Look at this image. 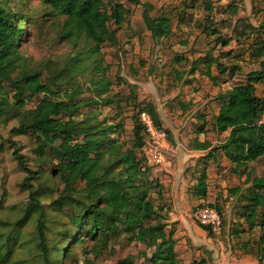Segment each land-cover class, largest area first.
<instances>
[{
    "label": "trees",
    "instance_id": "trees-1",
    "mask_svg": "<svg viewBox=\"0 0 264 264\" xmlns=\"http://www.w3.org/2000/svg\"><path fill=\"white\" fill-rule=\"evenodd\" d=\"M125 1L142 6L141 19L152 39L167 38L173 33L168 17L150 15L154 10L151 4L141 3L140 0ZM42 2L50 15L64 17L62 38L71 42L74 48L80 41L85 47L69 57L62 66L46 69L47 76L43 78L41 72L19 51L20 38L26 35L21 22L27 16L15 12L9 0H0V124L17 122L9 130L10 137H29L36 160L50 170L46 175L41 167L30 169L20 153L18 142L0 136V152L3 143L13 148L12 157L26 174L22 187L28 191V201L21 217L13 223L0 220V264H63L64 258H74V246L85 241L93 245L87 252L81 248L82 253L94 256L106 250L110 242L117 244L125 241L128 245L139 244L148 248L149 264H179L174 231L169 228V209L155 204L152 197L153 194L162 197L161 185L153 179L151 167L143 156L145 134L142 125L135 121L133 140L126 144L118 138L122 131L121 123L99 120L90 111L80 113L82 108L110 104L107 93L111 83L107 81L106 69L102 70L98 58L102 45L118 43L117 33L128 26L130 13L117 0ZM205 8L212 11L209 6ZM237 11L232 1L224 7V12L230 15H236ZM238 22L241 23V30L235 35L252 39L250 57L258 63V69L249 71L242 82L233 84L213 98L219 107L211 118L210 129L218 136L226 134L221 143L212 149L208 142L195 141L194 148L206 152L201 157L204 159H214L221 152L230 164L229 172L234 176H245L242 184L247 185L243 194L247 204L243 214L246 215L248 231L256 226L263 231L264 178L253 177L248 165L264 157V95L259 97L256 94L258 85L264 87V20L257 26L242 19ZM216 43L225 47L229 41L217 37ZM229 55L227 51L220 58ZM220 58L212 57L211 52L206 51L198 60L205 68L204 74L213 83L226 75L228 77L223 82H227L240 68L236 64L227 68ZM174 60L179 61L177 58ZM198 61L187 73L194 74L198 70L194 69ZM87 69L96 74L89 80L96 97L80 99L82 85L75 79ZM212 69L218 76H210ZM177 77L180 79L181 76ZM184 83L191 81L185 80ZM35 98H40L37 104L27 108V103ZM142 111L151 116L157 128L163 129L153 105L146 104L140 108L137 118ZM198 118L203 123L196 131L202 133L206 127L205 117L199 115ZM196 176L193 190L198 197L205 198L206 165L197 171ZM44 177L61 185L57 196L49 204L51 212L40 202V193L35 185ZM240 192V186L228 190L232 196ZM51 217L56 218L55 223ZM29 224L35 231L33 240L28 244H33L36 253L23 259L20 256L22 230ZM201 228L210 234L208 227ZM48 233L56 238L49 239ZM261 243H264V231ZM116 264L135 263L127 257Z\"/></svg>",
    "mask_w": 264,
    "mask_h": 264
},
{
    "label": "rangeland",
    "instance_id": "rangeland-1",
    "mask_svg": "<svg viewBox=\"0 0 264 264\" xmlns=\"http://www.w3.org/2000/svg\"><path fill=\"white\" fill-rule=\"evenodd\" d=\"M117 1L122 2L130 13L128 26L118 31L116 45L101 46L98 58L102 70L106 69L107 81L111 83L107 93L111 102L109 105L101 103L82 108L80 113L90 111L99 120L121 123L122 131L118 138L128 144L133 140L135 121H139L138 110L146 104L153 105L157 110L160 124L167 131L170 148L164 152L165 162L151 167V175L160 183L162 195L161 198L156 194L152 197L155 204L169 209V228L174 231L179 264H264V243H261L264 229L262 231L256 226L248 231L246 215L243 214L247 204V199L243 198L247 187L242 184L245 176L232 175L229 168L222 165L220 152L217 153L216 163H212V159L200 158L199 155L204 153L194 148L195 141H205L210 146L220 144L223 136L216 135L208 128L218 108L213 98L233 84L242 82L249 71L258 69V63L250 57L252 39L238 37L235 33L241 30L238 19L253 26L264 20V0H140L154 7L151 16L161 14L171 20L173 33L159 40L152 39L146 31L141 19L142 6L132 5L125 0ZM230 1L238 8L236 15L224 12V7ZM9 3L15 12L27 16L21 22L26 35L20 38L19 51L41 72L43 78L47 76L46 69L62 66L69 57L85 47L84 42L80 41L74 48L71 42L62 38L64 17L50 15L42 0H9ZM205 6L211 7L212 11ZM217 37L228 39V45L223 47L217 44ZM206 51H210L212 57L219 58L228 51L230 55L220 58L221 62L227 68L232 64L240 66L227 83L222 82L227 75L213 83L204 74L205 68L198 60ZM176 58L179 61H175ZM196 61L194 69L198 70L194 74L187 73L193 69ZM177 75L181 76L180 79ZM210 76L216 77L218 74L212 69ZM92 77L95 78L96 74L87 69L75 79L82 85L80 99L96 97L89 83ZM185 80L191 83H184ZM256 94L262 97L264 88L258 85ZM39 99H33L26 107L33 108ZM199 115L205 117L206 128L202 133L196 131L203 123ZM16 125L15 121L0 124V136L18 142L20 153L30 169L38 170L41 167L49 175L50 170L36 160L29 137H10L9 130ZM12 151L9 144L3 143L0 152V220L10 223L21 217L28 201V191L22 187L26 174L13 159ZM204 165L210 171L206 197L200 198L193 187L197 171ZM248 168L253 177L264 178V157L249 164ZM49 182L50 179L44 177L35 185L40 193V202L51 212L49 204L57 196L61 185L57 181ZM236 186H240L241 192L237 196L230 195L228 190ZM200 201L221 212V234L207 233L192 218V212ZM52 219L55 223L56 218ZM34 231L31 224L22 230L20 256L23 259L36 253L33 244H28L33 240ZM48 238L55 239L56 236L48 233ZM92 245V242L85 241L74 246V258H64L63 264H116L127 257H131L135 264H149L147 257L150 250L143 245L110 242L108 248L97 256L82 253L81 248L87 252ZM31 262L34 263L33 260Z\"/></svg>",
    "mask_w": 264,
    "mask_h": 264
},
{
    "label": "built area",
    "instance_id": "built-area-1",
    "mask_svg": "<svg viewBox=\"0 0 264 264\" xmlns=\"http://www.w3.org/2000/svg\"><path fill=\"white\" fill-rule=\"evenodd\" d=\"M138 119L145 134L142 152L146 164L149 167L160 166L165 162L164 152L170 148L168 135L165 130L156 127L147 112H139ZM192 218L199 225L208 227L214 235H219L223 231L222 215L215 207L205 205L202 201L193 210Z\"/></svg>",
    "mask_w": 264,
    "mask_h": 264
},
{
    "label": "crops",
    "instance_id": "crops-1",
    "mask_svg": "<svg viewBox=\"0 0 264 264\" xmlns=\"http://www.w3.org/2000/svg\"><path fill=\"white\" fill-rule=\"evenodd\" d=\"M215 70V69H214ZM212 71V70H211ZM216 71V70H215ZM217 73V72H216ZM222 82H223V79H222ZM227 83V82H226ZM230 88V87H229ZM229 88H227V89H229ZM264 88V87H263ZM226 89V90H227ZM225 90V91H226ZM224 92V91H223ZM220 93H222V92H220ZM217 103V102H216ZM217 106L219 107V105H218V103H217ZM217 111H218V108H217ZM217 111H216V113H217ZM216 113L215 114H213V116L214 115H216ZM206 128V127H205ZM208 128H210V126L208 127ZM211 130V129H210ZM214 133V132H213ZM225 135L226 134H222V135H219L220 137L221 136H223V138L225 137ZM223 140V139H222ZM200 142H203V141H200ZM221 143V142H220ZM216 145H214V146H211V148L213 149L214 147H215ZM198 151V150H197ZM200 152H203L204 154H200L199 156H200V158L203 156V155H205V153L206 152H204V151H200ZM220 154H221V152H220ZM216 156H217V154H216ZM208 159H212V158H208ZM216 157L214 158V159H212V163H216ZM206 160V159H205ZM220 161H221V163H222V165H225V166H227V168H229V162L223 157V155L221 154V157H220ZM213 166V165H212ZM209 167H207V174H209ZM208 178H209V175H208Z\"/></svg>",
    "mask_w": 264,
    "mask_h": 264
}]
</instances>
